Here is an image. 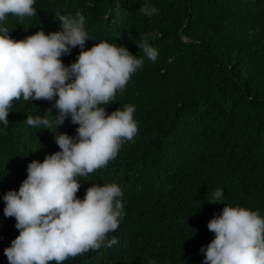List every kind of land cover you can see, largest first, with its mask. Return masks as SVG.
Here are the masks:
<instances>
[{
	"label": "trees",
	"instance_id": "obj_1",
	"mask_svg": "<svg viewBox=\"0 0 264 264\" xmlns=\"http://www.w3.org/2000/svg\"><path fill=\"white\" fill-rule=\"evenodd\" d=\"M144 5L158 11L149 17ZM33 7L35 16L3 22L13 39L60 31L56 13H79L85 50L108 41L143 60L104 105L108 114L133 105L136 136L104 168L76 178L81 200L93 184L120 187L124 215L108 234L118 243L63 264H204L201 248L215 236L208 222L225 204L264 218V0H35ZM145 37L158 50L155 62L138 47ZM80 51L62 54V63ZM54 102L21 97L8 125L0 122V264H9L4 249L19 235L15 217L4 215V195L19 190L31 161L60 151L56 134L77 136L70 117L50 130L27 125L28 115L54 121ZM216 189L223 202L210 203Z\"/></svg>",
	"mask_w": 264,
	"mask_h": 264
},
{
	"label": "clouds",
	"instance_id": "obj_2",
	"mask_svg": "<svg viewBox=\"0 0 264 264\" xmlns=\"http://www.w3.org/2000/svg\"><path fill=\"white\" fill-rule=\"evenodd\" d=\"M35 0H0V122L8 125L14 100L55 98L58 115L53 120L28 115L33 128H57L70 117L77 124V136L55 135L60 151L46 155L43 162L31 161L27 178L18 191L3 197L4 215L15 217L19 235L4 249L9 264H63L90 250L118 243L110 232L119 227L124 205L115 184H93L81 200L76 193L85 177L104 168L116 158L121 145L132 141L138 132L133 118L135 107L126 105L108 114L104 105L115 101L143 60L126 47L108 41L85 50L90 39L84 29V17L56 13L62 29L45 34L43 29L21 40L9 35L3 26L9 15L37 14ZM140 11L151 17L158 10L144 5ZM81 49L78 59L65 66L60 57L72 48ZM153 62L158 50L145 37L138 44ZM210 203L223 202V191L216 189ZM215 234L204 252V264H264V218L258 211L240 206H225L208 222ZM148 264H156L149 260Z\"/></svg>",
	"mask_w": 264,
	"mask_h": 264
}]
</instances>
